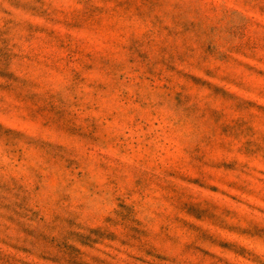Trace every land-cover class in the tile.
I'll return each mask as SVG.
<instances>
[{"label": "rangeland", "instance_id": "obj_1", "mask_svg": "<svg viewBox=\"0 0 264 264\" xmlns=\"http://www.w3.org/2000/svg\"><path fill=\"white\" fill-rule=\"evenodd\" d=\"M0 264H264V0H0Z\"/></svg>", "mask_w": 264, "mask_h": 264}]
</instances>
